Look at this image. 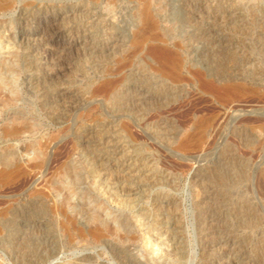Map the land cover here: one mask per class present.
<instances>
[{
  "label": "rangeland",
  "instance_id": "1",
  "mask_svg": "<svg viewBox=\"0 0 264 264\" xmlns=\"http://www.w3.org/2000/svg\"><path fill=\"white\" fill-rule=\"evenodd\" d=\"M151 3L182 81L152 75L147 45L133 47L142 1L0 0V102L16 98L0 108V170H13L0 186V264H264V0ZM72 9L59 27L86 32V52L47 67L40 40L22 35ZM199 71L254 93L224 99ZM110 80L115 92L95 94ZM188 134L199 143L182 151Z\"/></svg>",
  "mask_w": 264,
  "mask_h": 264
},
{
  "label": "bare ground",
  "instance_id": "2",
  "mask_svg": "<svg viewBox=\"0 0 264 264\" xmlns=\"http://www.w3.org/2000/svg\"><path fill=\"white\" fill-rule=\"evenodd\" d=\"M135 1H142L143 8L138 11L133 17H131V25L132 29H135L134 36L132 39V45L133 47H139L140 45L146 44V56L149 60V62L152 65V75L158 77L160 80H168V81H182L184 79L183 74V68H184V61L181 56L180 49L178 45L175 47H172L169 39L167 38V35L164 31V28L161 26L160 22L162 20L161 12L162 10L153 7L154 5L151 3V0H135ZM201 3V2H200ZM226 4V3H225ZM230 4V3H229ZM197 6V5H196ZM204 6V5H203ZM226 8V7H225ZM231 9V8H230ZM229 9V10H230ZM185 11V9H184ZM183 11V12H184ZM236 11V10H235ZM61 12V11H60ZM80 12H84V10H81ZM205 12L202 7H197L194 11V18L195 19H204ZM79 11H76L74 9L70 10L69 13H65V15L61 16H54L45 19L44 23L41 26H38L35 31L31 32L29 29L24 32L22 35L23 40L32 41L40 40V42L36 45V50L39 51L42 56V60L44 61V65L47 67L50 66L51 60H53L56 56L58 57V54L65 51H69L72 49H75L77 52H86L85 49H87L85 43V40L87 38V33L83 32L82 34H78L74 40L71 38L66 39L64 38V31H62L59 27L60 21H65L68 18L73 17L78 18ZM228 13V12H227ZM239 13V12H238ZM242 14V13H241ZM22 15V13H21ZM25 15V14H24ZM186 15V14H185ZM196 15V16H195ZM93 16V15H92ZM164 16V15H163ZM94 17V16H93ZM182 17V16H181ZM187 17V16H185ZM208 17V16H207ZM188 18V17H187ZM191 18V17H190ZM221 18V17H220ZM220 18L217 20H220ZM21 19V18H20ZM19 19V20H20ZM25 19V18H24ZM26 21V20H25ZM212 21V20H211ZM228 21H230L232 24L237 25L238 19L236 17H230L228 18ZM227 21V22H228ZM261 21V20H260ZM97 22V21H96ZM72 24V23H71ZM229 24V23H228ZM250 24V23H249ZM37 25V24H36ZM141 25V27L139 26ZM222 25V24H221ZM231 25V24H230ZM76 26V25H75ZM28 27V26H27ZM116 27V26H114ZM25 28V27H23ZM130 29V30H132ZM250 29V28H249ZM25 30V29H23ZM73 30V29H72ZM114 30L117 32L118 28H114ZM125 30V29H124ZM234 30V29H233ZM22 31V30H21ZM74 31V30H73ZM72 31V32H73ZM129 32V31H128ZM127 31H121L120 33H128ZM119 33V31H118ZM216 33V32H215ZM129 34V33H128ZM21 35V34H20ZM68 36V35H67ZM123 37V36H122ZM129 37V36H128ZM21 38V39H22ZM121 41L116 42L112 46L109 51L112 53L117 54V48H120L125 43V37ZM89 39V38H87ZM81 40V41H80ZM24 42V41H22ZM38 42V41H37ZM93 42V41H92ZM28 43V42H27ZM32 44V43H31ZM258 44V43H257ZM229 45V44H228ZM53 47V48H52ZM95 47V46H94ZM117 47V48H116ZM107 49V48H106ZM140 49V48H139ZM89 50V49H88ZM89 52V51H88ZM87 52V53H88ZM134 52V51H133ZM35 54V51H34ZM66 54V53H65ZM76 56V55H75ZM70 58V57H69ZM146 58V57H145ZM71 59V58H70ZM76 60V59H75ZM63 61V60H62ZM55 62V61H54ZM135 62V61H134ZM41 63V62H40ZM64 64V63H63ZM35 65V64H34ZM37 65V64H36ZM35 65V66H36ZM133 65V63H132ZM135 66V65H134ZM151 66V65H150ZM53 67V66H52ZM66 67V66H63ZM46 68V67H45ZM44 68V70H45ZM47 69V68H46ZM63 72L66 71V69L62 68ZM69 69V68H67ZM43 70V69H42ZM56 71V70H55ZM59 71V70H58ZM62 71H59L60 73ZM49 72V71H47ZM52 72V71H50ZM68 72V71H67ZM65 73V72H64ZM63 73V74H64ZM50 74V73H49ZM47 74V75H49ZM57 74V73H56ZM197 77L201 80L202 85L205 89L210 91L213 94L218 95L219 97H222L224 99H234L237 97L244 96L247 93H254L249 87L238 83H232L228 81H221L220 83L207 80L203 73L201 71L196 73ZM51 75V74H50ZM49 75V76H50ZM65 75V74H64ZM55 75H53L54 77ZM207 76V75H206ZM60 77V76H59ZM46 78V77H45ZM3 76L0 78V93L5 89V83L3 80ZM57 79V78H56ZM32 80V79H31ZM48 80V79H47ZM54 80V79H53ZM52 80V81H53ZM64 80V79H63ZM49 81V80H48ZM119 82L117 81H105L103 84H101L95 94L103 93V94H110L115 92L117 89ZM201 84V83H200ZM139 85V84H138ZM201 85V87H202ZM136 88V87H135ZM140 89V88H139ZM61 90V89H60ZM146 92V91H145ZM66 95V94H65ZM115 95V94H114ZM54 96V95H53ZM145 97V96H144ZM258 97V96H257ZM143 98V97H142ZM70 99V98H68ZM153 99V98H152ZM9 101V102H8ZM16 98H8L7 102L1 103L0 102V108L8 109L10 107V104L15 103ZM58 101V100H57ZM64 101V100H63ZM69 102V101H68ZM10 111V109H9ZM3 112V111H2ZM8 113V112H7ZM11 115V114H10ZM7 118V117H6ZM14 120V118H12ZM5 121V120H4ZM15 121V120H14ZM19 122V121H18ZM210 120L206 119L201 121L199 124L200 127H208L210 125ZM18 132V129L8 130L5 132V137H10L13 134H16ZM2 137V136H1ZM21 138V137H20ZM11 141V140H10ZM110 142V141H109ZM199 143V139L195 137V135L188 134L184 136V138L179 143V149L180 150H188L192 147L196 146ZM182 157V156H181ZM45 158V157H43ZM9 160V159H8ZM41 162V161H40ZM46 165V163H45ZM30 168V167H29ZM99 169V168H98ZM120 172V171H119ZM34 175V174H33ZM103 175V174H102ZM107 175V174H106ZM117 175V174H116ZM121 175V173H120ZM126 176V175H125ZM13 177V170L9 168H5L4 170H0V186L8 185L11 178ZM30 177V176H29ZM128 177V176H127ZM31 179V178H30ZM29 179V180H30ZM36 179V178H35ZM37 180V179H36ZM12 182V181H11ZM27 183V182H26ZM34 183V181H33ZM28 185V184H27ZM25 186V185H24ZM28 187V186H27ZM13 189V188H12ZM27 189V188H25ZM24 189V190H25ZM29 189V188H28ZM32 189V188H31ZM49 191V190H48ZM47 191V192H48ZM101 191V190H100ZM110 191V190H109ZM109 191H106L108 194ZM23 192V191H22ZM133 195V194H129ZM21 197V196H20ZM114 197V196H112ZM125 198V197H124ZM115 199H113L114 201ZM117 201V200H116ZM60 204V203H59ZM83 211V210H82ZM48 212V211H47ZM145 212V211H144ZM136 215V214H135ZM62 216V215H61ZM14 217V216H13ZM141 217V216H137ZM16 218V217H15ZM64 218V217H63ZM14 219V218H13ZM16 220V219H15ZM78 221V220H77ZM141 222V220L139 221ZM67 224V222H65ZM81 223V222H80ZM78 224V223H77ZM206 224V223H205ZM97 226V225H96ZM120 230H121V226ZM87 228V227H86ZM217 228V227H216ZM119 230V229H118ZM124 230V229H122ZM94 236L96 238H99L100 233L98 230L94 231ZM212 239V238H211ZM82 240V239H81ZM91 240V239H89ZM216 243V242H215ZM95 245V244H93ZM208 245V244H207ZM212 245V243H211ZM114 248V247H113ZM43 249V248H42ZM21 251V250H20ZM176 254V253H175ZM119 258V257H118ZM151 261H154V259H151ZM139 264V263H138ZM162 264V263H160Z\"/></svg>",
  "mask_w": 264,
  "mask_h": 264
}]
</instances>
